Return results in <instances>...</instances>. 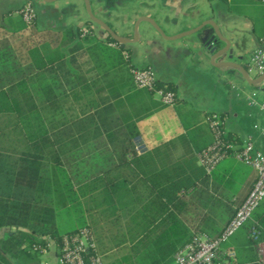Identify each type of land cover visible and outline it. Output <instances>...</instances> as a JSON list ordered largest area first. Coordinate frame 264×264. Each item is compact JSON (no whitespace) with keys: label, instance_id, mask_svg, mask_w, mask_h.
<instances>
[{"label":"crops","instance_id":"1","mask_svg":"<svg viewBox=\"0 0 264 264\" xmlns=\"http://www.w3.org/2000/svg\"><path fill=\"white\" fill-rule=\"evenodd\" d=\"M229 1L89 0L93 15L122 38L132 39L135 23L138 22L137 41L125 45V50L122 51L129 56L127 61L123 60L122 53V58H119V50L113 47V43L103 42L108 36L99 25L90 20L83 0H27L19 9L28 3L34 7L37 18L31 26L18 33H10L0 25V42L30 29L32 37L43 41L33 47L46 44L63 61H75L71 69L76 73L79 92L76 102L80 105L91 102L93 107L86 116H81L77 110L78 105L73 103L72 95L67 89L64 98L77 112L78 118L93 116V120L87 125L62 129V141L59 145L66 152L62 163L71 177L78 201L84 205V212H97L100 216V208L92 201L98 198V191L90 193L84 190L85 186L91 178L101 174V167L117 165V152L123 148L118 139L109 141L107 137L108 134H124L118 125V111H111L110 125L116 123L117 126H108V130L97 120L96 111L102 109L103 100H107L109 106L122 102L127 109V98L130 97L131 105L141 101V96L132 100V96L141 90H137L133 84L130 67L152 69L156 81L164 86L171 85L176 95L173 105L165 106L136 123L139 135L132 140L135 155L128 156L127 160H131V166L141 177L152 176L186 160H193L200 167L197 155L212 142V133L207 124V117L212 113L222 117L225 135L234 146H240L250 139L256 149L264 151V134L261 132L264 115L258 106L249 104V97L253 93L258 98L264 97V80L261 83H252L260 75L248 74L246 71L250 53L257 47L264 49V7L259 0L256 8L249 4L251 0H236L232 1L236 13L231 14ZM245 4L247 7H254L247 14L243 11ZM19 9L16 10V15ZM143 18L153 20L166 37H175L202 24L213 22L220 34L231 44L230 61L245 70L249 82L243 78L237 67L214 65L224 59H210L201 48L200 34L168 40ZM261 27L260 34L254 32V28ZM67 28L85 30L88 36L85 40L82 38L70 41L60 47L62 32ZM75 42L80 46L74 51L71 48ZM216 46L221 49L225 44L217 40ZM59 80L66 88L64 78L59 77ZM70 167H77L78 172L72 173ZM206 176L209 178V188H216L224 202L231 205L242 202L255 181L256 174L250 167L228 157L218 164L211 176ZM81 190L83 195H80ZM192 193L191 189L181 191L179 195L186 199ZM207 205L211 206V202ZM207 210L209 208H206L205 203L196 202L192 206L188 204L177 216L186 230L194 234L201 218L209 215ZM258 212L263 219L264 210ZM100 218L112 229L119 230L121 237L126 233L128 218L121 219L120 226H113L103 216ZM227 220H224L220 228ZM94 223L95 220L91 218L88 225ZM5 233V229H0V239ZM93 234L98 247L99 232L96 230ZM183 238L181 236L176 239L173 236L164 242L179 246ZM247 240L244 225L222 245V250L233 252L236 258L247 246Z\"/></svg>","mask_w":264,"mask_h":264},{"label":"trees","instance_id":"2","mask_svg":"<svg viewBox=\"0 0 264 264\" xmlns=\"http://www.w3.org/2000/svg\"><path fill=\"white\" fill-rule=\"evenodd\" d=\"M26 28L21 20L16 28L6 30L18 33ZM254 32L260 34L262 27L254 28ZM87 36L85 30L67 28L62 32L60 47L70 41L85 40ZM103 42L116 44L118 56L122 58L125 46L120 48L110 37ZM79 46L75 42L71 49L75 51ZM15 55L7 41L0 42V229L6 230L0 239V264H19L16 261L21 257L23 264L31 259L41 264L38 254L48 242L58 243L63 235L77 230L71 228L61 233L57 225L59 182H63L65 196L70 201H78L71 177L62 163L66 158V152L59 145L62 129L87 125L93 120V116L78 118L64 98L66 89L81 116H86L93 105L76 102L79 92L76 73L71 69L74 59L63 61L46 44L28 49L24 61ZM59 77L64 78L66 88ZM156 87L174 92L171 85L156 82ZM16 93H23L22 102L36 110L32 116L36 124L34 133L27 132L30 118L22 112ZM137 96H141V104L131 105L129 97V109L122 102L109 106L107 100H103L102 109L96 111V118L105 130L108 126H117L116 123L110 125L109 116L111 111H118V125L124 134L120 137L108 134L107 137L109 141L118 139L123 148L117 152L118 164L101 167V174L91 178L84 190L98 191V198L92 201L100 208V216L113 226H120L121 219L128 218L126 233L115 243L127 244L128 251L109 262L105 258L106 264H171L173 254L190 242L194 234L220 235L241 202L225 203L216 188H209V178L193 160L175 163L152 176L141 177L136 172L131 160H127L128 156L135 155L132 140L139 135L136 123L165 107L153 98L152 92L137 91L132 100ZM69 169L72 173L78 172L77 167ZM191 189L193 193L188 198L179 195ZM83 194L81 190L80 195ZM196 202L205 203L210 216L201 218L193 234L186 230L177 215L188 204L192 206ZM210 202L211 206L207 205ZM261 206L263 202L245 224L248 244L236 255L234 264H259L255 246L264 238V218L258 212ZM252 229L259 233L257 242L250 238ZM173 236L176 239L184 236L181 245L165 244V239Z\"/></svg>","mask_w":264,"mask_h":264},{"label":"built area","instance_id":"3","mask_svg":"<svg viewBox=\"0 0 264 264\" xmlns=\"http://www.w3.org/2000/svg\"><path fill=\"white\" fill-rule=\"evenodd\" d=\"M259 1L264 6V0ZM17 14L27 27L37 18L30 3L19 9ZM112 45L118 48L116 44ZM122 57L125 61L129 58L124 52ZM246 71L248 74L264 73L263 48L257 47L250 53ZM129 72L137 90L152 92L155 99L165 106L175 103L174 92L156 87L157 81L152 69L130 67ZM249 104L258 106L264 115V97L258 98L257 94L253 93L249 97ZM207 124L212 133V142L197 155L198 163L205 174L211 176L221 161L233 157L254 170L255 181L220 235H194L190 242L173 254L171 264H234L235 254L222 250V245L251 219L264 200V151L256 149L250 139L240 146H234L227 140L223 119L217 113L208 115ZM261 132L264 134V123ZM249 235L252 241H258L259 233L255 229H252ZM255 253L258 263L264 264V238L256 243ZM39 255L44 257L41 264H106L105 255L99 252L93 231L87 226L63 235L58 243L48 242L47 247L39 251Z\"/></svg>","mask_w":264,"mask_h":264},{"label":"rangeland","instance_id":"4","mask_svg":"<svg viewBox=\"0 0 264 264\" xmlns=\"http://www.w3.org/2000/svg\"><path fill=\"white\" fill-rule=\"evenodd\" d=\"M26 1L27 0H0V25L5 27L6 29L16 28L21 23L20 16L15 14L16 10L19 9ZM232 1L235 2L236 0L229 1L230 13L235 14L236 12L233 8V6L235 7V4ZM249 4H252L255 7L259 5V2L258 0H251V3ZM245 5L246 6L243 7V11L246 14L247 12H251L254 8H251V6L247 7V4ZM238 15H240V13ZM1 34L2 33L0 32V36ZM6 39L9 46L15 51V56H17V59H20L21 61H24L28 49L43 42L38 38L32 37V35L30 34V29L25 30L21 35ZM15 90L18 91L17 89ZM15 95H17L18 97H16L21 100L20 103L22 112L27 113V118H30V127L27 126V132L29 134L32 132L34 133L36 124L32 116L36 114V110L27 107L24 102H22L24 95L23 93H16ZM83 169L85 170L86 168L83 167ZM62 183L63 182H59V191L57 194V225L60 229V232L64 233L66 230L71 228L86 226L90 222V219L93 218L95 220V223L94 225L90 224V228L93 227L92 229L94 232H96V230L99 232L100 240L98 239V247L100 253L105 255L107 262L111 261L114 258H120L126 251H128V247L126 245L115 244L117 241L121 240L120 231L112 229L109 224L107 225L106 222H104V220L100 218L101 216H99L97 212H84V205L80 203L81 201H70L63 192L64 186L62 185ZM263 210L264 206L260 207L258 211L262 212ZM94 228L96 230H94ZM38 257L40 258V262L44 260L43 256L39 255ZM34 261L35 260L31 259L24 264H35ZM16 262H19V264H23V257H21V259H18Z\"/></svg>","mask_w":264,"mask_h":264},{"label":"water","instance_id":"5","mask_svg":"<svg viewBox=\"0 0 264 264\" xmlns=\"http://www.w3.org/2000/svg\"><path fill=\"white\" fill-rule=\"evenodd\" d=\"M51 2L57 1V0H48ZM84 2V6H85V10L90 18V20L92 22H94L95 24L99 25L107 34L108 37H110L115 43H117L121 48L124 47L127 44H132L134 42L137 41V26H138V22L135 23L134 26V32H133V38L132 39H127V38H122L118 35H116L104 22H102L101 20H99L98 18H96L90 8V4H89V0H83ZM144 21L148 22L149 24H151L153 26V28L165 39L168 40H174L177 38H181L187 35H191V34H200V45L201 48L207 53L208 56H210V59L212 61L214 60H218L220 58H223L224 61L223 62H219V63H215L214 65L219 66V67H237L239 68V70L242 73L243 78L249 82L248 80V76L246 75L245 70L242 67L237 66L236 64H234L231 60V44L230 42L224 38L219 30L218 27L216 26V24H214L213 22H209L208 24H202L199 27L187 31V32H183L175 37H166L164 36L162 30L159 28V26L151 19L149 18H143ZM210 26L209 28H207L206 26ZM217 40L223 42L225 44V46L221 49H218L216 46V42ZM264 80V73L262 75H260V77L258 78V80H254L252 81V83H261Z\"/></svg>","mask_w":264,"mask_h":264}]
</instances>
